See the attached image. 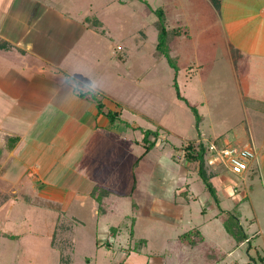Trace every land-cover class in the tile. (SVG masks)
Wrapping results in <instances>:
<instances>
[{"label": "rangeland", "instance_id": "1", "mask_svg": "<svg viewBox=\"0 0 264 264\" xmlns=\"http://www.w3.org/2000/svg\"><path fill=\"white\" fill-rule=\"evenodd\" d=\"M203 1L196 0L195 5L194 0H61L60 10L69 20L62 22L56 10L40 18L29 40L31 50L61 62L66 47L71 49L73 54L69 61L62 60V66L68 61L89 85L74 80L69 86L99 91L107 109L119 105L121 120L112 125L118 134L100 135L87 110L94 102L75 94L86 103L76 105L63 98L57 106L78 112L57 114L60 118L47 128L48 140L59 143L48 148L55 150L56 158L57 151L72 146L85 159L74 166L105 180V188L96 186L91 193L76 194L71 200L45 196L43 183L29 174L27 165L16 159L3 162L0 264H264V197H255L254 220L249 199L234 190L244 183L250 193L256 192L260 176L234 175L208 154L212 143L225 141L256 150L253 136L261 140L263 124L253 120L254 133L249 135L251 116L227 59L225 33L212 20L216 10ZM157 9L164 11L163 47L176 64L178 85L166 54L157 48L161 29ZM83 33L84 39L75 42ZM15 55L1 52L0 63L6 62L8 70H22L27 62L18 52ZM43 66V74H33L28 85L52 86L39 87L35 93L52 92L55 102L62 98L56 93L67 92L63 87L68 85H49V69L45 64L38 67ZM52 79L60 83L59 78ZM16 88L0 85V131L30 129L31 121L6 120V115L15 117L6 110L14 112ZM82 113L83 126L78 127ZM46 122L39 117V126ZM56 126L63 128L58 134ZM145 130L156 133L150 137L155 147L148 152L142 139ZM139 139L143 144L136 142ZM200 144L206 148L205 171L210 181L213 177L216 197L206 190L198 172L187 168L192 162L186 158L188 147ZM56 163L49 173L54 181L66 171ZM176 188L181 192L188 188L189 199L179 198L178 190L175 197ZM195 227H201L205 240L189 245L181 236ZM239 232L244 234L240 239Z\"/></svg>", "mask_w": 264, "mask_h": 264}, {"label": "crops", "instance_id": "2", "mask_svg": "<svg viewBox=\"0 0 264 264\" xmlns=\"http://www.w3.org/2000/svg\"><path fill=\"white\" fill-rule=\"evenodd\" d=\"M198 1L202 2V0ZM203 2L204 5L211 4L212 8L217 11H214L215 13L211 12L214 18L212 20L219 22L223 33H225L227 59L231 65V70L234 72L236 85H239L240 96L246 107L247 115L248 117H252V119L249 117L251 124H249L250 130L248 133L250 135V133H254L252 126L253 120L262 122L264 129V0H221L219 9L215 8L211 0H205ZM61 3V0H0V41L11 45L9 49L0 48V53L13 54V58H15V53L18 52L21 55L20 58H24L27 62L25 65H22L24 67L19 71H15L13 67H10L11 69L9 68L8 70L5 68L6 62L0 63V85H13L17 87L13 93H15L18 101L11 106L14 112L10 109L6 110L8 115L14 114L15 117L10 118L6 115V118H9L6 120L12 121L15 119L19 123L31 121L30 129L22 128L18 132H13L12 130L6 132L0 131V157H3L0 163V170L4 169L3 162L16 159L18 163L21 162L23 165H27L31 170L29 174L37 176L39 181L43 183V186L40 185L43 195L62 200H71L76 194H86L89 190L91 193V189L96 186L103 188L105 180L100 182L102 178L96 179L94 175L91 176L81 172V170L74 166L78 161V165H80L85 159H81L83 154L80 156V153L74 152L72 146L69 147L68 145L69 148H66V150L57 151L59 153L58 158L54 155L55 150L48 149L49 147L54 148V146L59 144L58 142L53 143V141H49V132H47V128H50L51 124L53 126L54 121L60 118L57 114L61 113L60 115L64 116L70 113L74 115V113L78 112L74 111L75 108L70 110L57 106L61 104L60 100L65 98L67 101H72L76 105L80 104V102L83 104L86 103L85 100L78 99L80 100L78 101L76 99L77 97H74L75 92L73 87L69 85H73L72 81L74 80L82 85H89V82L81 76L82 73L78 74L75 69L72 70L69 68L68 61L70 59L69 55L72 52L71 49L66 47V51L61 56V62L53 60V56L50 54L46 55L42 51L31 50L33 48L29 40L32 38L33 31L40 18H47L50 10H56L62 22L70 19L69 15L60 10L63 7ZM194 3L198 5L196 0H194ZM84 36L85 33L79 35L74 39L75 42H80L84 39ZM29 57H31V60L27 59ZM63 59L68 60L66 67L62 66ZM72 62H76V59ZM72 62L70 63L74 64ZM43 64L46 65L45 70L49 69L50 79L46 80L49 85H68L66 88L63 87L67 92L56 93L55 97L60 96L62 98L56 99L55 102L54 93L52 92H46V94L35 93L39 87V89L46 90L53 89L52 86L51 88L45 87L46 83H41L34 87L28 85L33 74L38 76L43 74L44 66L42 70L39 69L40 65ZM7 75L11 76L9 82L5 81ZM54 76L60 79V83L54 82L55 79H52ZM21 84H23L22 87ZM31 88H34V90L30 92ZM247 103L250 104L247 105ZM55 106L59 109L55 108ZM87 110L96 119V127L99 130L95 129V131L100 133V135L107 138L112 134H118V131L113 130L108 118L99 114L95 104H91ZM87 110L85 111L87 112ZM84 115L82 113L81 117H77L79 122L78 127L80 123L81 127L83 126V123L80 121H83L82 118ZM39 117L46 118V125L39 126ZM89 118L91 116H88L87 119L89 120ZM56 127L59 128L56 132L57 134L63 130L60 126ZM56 133L53 132L51 134L52 137H55ZM9 137H19V141L12 150L7 149V140ZM142 139L136 140V142L143 144ZM253 139L256 142V145L254 144L256 150L252 146H248V148L255 153V160L250 171L246 174H257L260 176L258 182L259 187H257L259 189L256 192L253 190L250 193V190L243 183V185L234 187V190L237 193H241L243 198L249 199L254 220H257L255 214L257 208L254 200L257 194L258 196L264 197V132L260 141L257 140L255 134ZM55 162L61 168L65 167L66 171L60 179L54 181L53 178H50L49 173L53 170ZM212 179L213 177L211 181ZM245 181L246 178L244 177L243 182ZM188 186L189 183H187ZM177 190L179 191L180 189L176 188L175 197L178 194ZM179 192V198L181 195L188 198V188L187 190ZM14 193L16 194V191ZM177 201V198H175V202ZM193 229L199 232L202 240H205L201 227H195Z\"/></svg>", "mask_w": 264, "mask_h": 264}, {"label": "trees", "instance_id": "3", "mask_svg": "<svg viewBox=\"0 0 264 264\" xmlns=\"http://www.w3.org/2000/svg\"><path fill=\"white\" fill-rule=\"evenodd\" d=\"M211 2L213 3V5L215 6V8L219 9L220 7V2L221 0H211ZM155 14L158 17V22L160 23V33H159V43H158V49L163 50V53L166 54V57L168 58V62L171 65V67L175 70V78H174V85H178L177 84V67L176 64L172 62L171 58L169 57V52H167L165 50L164 44L166 43V39L165 36L167 34V31L163 25V17H164V11L162 9H157L155 11ZM177 30V29H176ZM182 30V28H181ZM179 29V32L181 31ZM176 33V31H175ZM0 48L3 49H9L11 48V45H9L8 43L4 42V41H0ZM74 92L75 94L80 97V98H89L92 100V102H94V104L96 105V108L99 112V114L105 116L108 118V120L110 121L111 125H114L116 121L121 120V109L119 110V105L117 106V108L114 109H107L105 107V104L103 102L102 98H99L100 95L102 96V94L99 91H80L77 87L74 88ZM178 96L179 93H178ZM192 111H194V113L197 115L196 109L191 106ZM144 138H143V142L146 144V151H150L154 146H155V141H150V137L152 135H156V133L152 130H145L144 132ZM19 141V137H9L7 140V149L12 150L16 143ZM199 146V145H198ZM207 152H206V148L204 145L200 144V147L195 148V146H189L187 149V160H191L192 162H189V165L187 166L188 171L191 172H198L199 176L201 177V179L203 180L206 190L213 195L214 197H216L215 195V189L210 181L209 176L207 175L206 171H205V162H204V158L206 156ZM228 228V231L232 233V230ZM236 234H241L236 233ZM243 234V233H242ZM241 234V236L238 237V239H240L243 235ZM235 235V234H234ZM189 237V241L186 240V238ZM181 238L183 240L186 241L187 244H195L196 239H200L202 240L199 232L195 229H192L190 231H188L187 233H184Z\"/></svg>", "mask_w": 264, "mask_h": 264}, {"label": "built area", "instance_id": "4", "mask_svg": "<svg viewBox=\"0 0 264 264\" xmlns=\"http://www.w3.org/2000/svg\"><path fill=\"white\" fill-rule=\"evenodd\" d=\"M211 157L218 158L222 161L229 172L234 175H246L251 169L255 160V153L248 147L236 148L232 144L215 142L208 149Z\"/></svg>", "mask_w": 264, "mask_h": 264}]
</instances>
